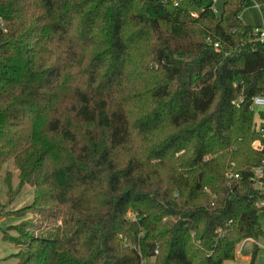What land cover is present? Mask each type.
<instances>
[{
  "label": "trees",
  "instance_id": "16d2710c",
  "mask_svg": "<svg viewBox=\"0 0 264 264\" xmlns=\"http://www.w3.org/2000/svg\"><path fill=\"white\" fill-rule=\"evenodd\" d=\"M248 1L0 0V170L50 223L3 230L15 264H223L264 235Z\"/></svg>",
  "mask_w": 264,
  "mask_h": 264
},
{
  "label": "rangeland",
  "instance_id": "374dc122",
  "mask_svg": "<svg viewBox=\"0 0 264 264\" xmlns=\"http://www.w3.org/2000/svg\"><path fill=\"white\" fill-rule=\"evenodd\" d=\"M213 3V8L216 11V14L219 15L222 8V0H211ZM240 18L243 23L251 25L252 27L261 26L264 24V4L256 5L253 0H249L240 14ZM264 113V107L256 108L255 113V128H260L264 126V117L262 118V113L259 115V112ZM260 139V138H259ZM255 140L252 143L254 147L258 140ZM6 176H9L10 179V193H7V185L4 181ZM34 187L30 184L19 185V170L15 167V164L12 160L6 161L0 170V258L3 260L0 261L1 264H12L16 262V259L12 256L13 253L17 251V248L5 241L3 236V230L8 226L17 225L23 220H32L37 227L43 229L50 226L48 221H41L42 217L38 213H28L24 217H16L11 215L12 211L24 208L32 204L34 199ZM134 215L130 211L128 217L132 218ZM259 222L264 229V212L260 213ZM59 223V222H58ZM35 229V228H34ZM10 234H15L11 229L7 230ZM256 244L259 246L258 253L256 255L254 264H264V235L261 236ZM242 242L238 246V250L233 260L225 261L223 264H245L249 261L251 255V249L253 247L252 242Z\"/></svg>",
  "mask_w": 264,
  "mask_h": 264
},
{
  "label": "built area",
  "instance_id": "2783aa9c",
  "mask_svg": "<svg viewBox=\"0 0 264 264\" xmlns=\"http://www.w3.org/2000/svg\"><path fill=\"white\" fill-rule=\"evenodd\" d=\"M253 1L255 2L257 6L260 5V3H257L255 0ZM252 34H253L254 40L264 43V24L261 26L253 27ZM214 46L215 48H217L218 44H215ZM262 107H264V94L253 96L251 98V108L255 110L256 108H262ZM258 130L261 133V137L258 140L257 144L254 146V148L258 151H263L264 150V126H261ZM262 175H263V166L260 165L253 169L252 179L254 180L255 185L257 187H261L260 178L262 177ZM228 176H231V174H228Z\"/></svg>",
  "mask_w": 264,
  "mask_h": 264
},
{
  "label": "crops",
  "instance_id": "0c3cea01",
  "mask_svg": "<svg viewBox=\"0 0 264 264\" xmlns=\"http://www.w3.org/2000/svg\"><path fill=\"white\" fill-rule=\"evenodd\" d=\"M261 113H262V118H263V117H264V113H263L262 111H260V112H259V115H260ZM245 242H252V243H254L255 241H254L253 239H246V240L244 241V243H245ZM244 243H243V244H244ZM235 258H236V257H235ZM245 258L248 259L249 257L247 256V257H245ZM2 260H3V259L0 258V261H2ZM0 264H1V263H0ZM12 264H15V263L13 262Z\"/></svg>",
  "mask_w": 264,
  "mask_h": 264
}]
</instances>
